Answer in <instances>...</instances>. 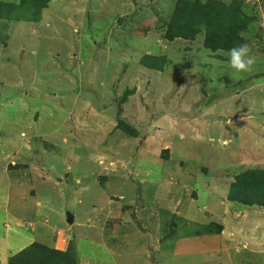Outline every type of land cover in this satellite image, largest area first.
<instances>
[{
    "label": "rangeland",
    "instance_id": "obj_1",
    "mask_svg": "<svg viewBox=\"0 0 264 264\" xmlns=\"http://www.w3.org/2000/svg\"><path fill=\"white\" fill-rule=\"evenodd\" d=\"M171 1L52 0L38 23L0 21V248L13 244L15 186L78 264H205L188 239L221 221L230 173L264 164V0H243L247 73L203 37L166 41ZM151 54L167 57L164 72L142 65ZM246 208L264 253V209Z\"/></svg>",
    "mask_w": 264,
    "mask_h": 264
},
{
    "label": "trees",
    "instance_id": "obj_2",
    "mask_svg": "<svg viewBox=\"0 0 264 264\" xmlns=\"http://www.w3.org/2000/svg\"><path fill=\"white\" fill-rule=\"evenodd\" d=\"M51 1L17 0L10 4L1 3L0 21L6 18L38 23L41 19V12L48 8ZM243 5V0H207L206 2L175 0L171 14L168 18L162 19L166 28L163 38L169 42L177 40L193 42L203 37L205 49L213 54L218 51L228 53L234 45L245 42L243 34L253 21L251 17L247 18L244 14ZM131 20L136 21L134 15ZM141 61L147 70L158 73L164 72L168 67L166 56L151 54L144 56ZM117 126L130 137L139 135L135 128L122 120H119ZM163 153L168 158L170 151L165 149ZM229 175L233 179L228 194L229 202L243 206L264 207V164ZM213 228L217 233L222 230L221 226L212 224L207 231ZM9 264H78V259L72 242L65 251L33 244L12 257Z\"/></svg>",
    "mask_w": 264,
    "mask_h": 264
},
{
    "label": "crops",
    "instance_id": "obj_3",
    "mask_svg": "<svg viewBox=\"0 0 264 264\" xmlns=\"http://www.w3.org/2000/svg\"><path fill=\"white\" fill-rule=\"evenodd\" d=\"M14 164L15 163L13 162L12 165ZM10 188L11 200L9 202V205L11 204V201L14 202L17 200V202H14L12 205H10L8 209L10 210V212H12L13 216H15L14 213H20L18 215L16 214L17 216L15 218L17 222L13 225V244H11V241L8 239V237L3 245L4 249L0 248V253L12 254L5 256L4 261L0 260V264H9V261L12 257L21 253L23 250L33 244H40L49 248H54L56 250L65 251L71 241L62 232V230L58 229L57 227H52V233L48 232L47 230L39 232V229H44L45 226L42 225L40 221L41 217L38 216L39 211L37 207L40 204L35 201L30 195L32 194V191L31 193H29L30 199L28 201L24 196L27 188H16L15 186ZM215 200L223 202L224 207H226V211L223 212L221 221L207 222V224L204 225L206 227H204L201 232H198L196 234V237L188 239V241H193V249L191 248V245H184V240H177L175 247L182 246L183 248H187L188 246H190L193 253H197V255L202 256L205 264H216L217 260L219 261L218 264H224V262H228L227 264H234L233 262H239V264H241V257L245 256H247L249 260L254 259V264H259L257 261H259L260 259L257 256H261L264 253L256 249L257 239L251 238V236L258 230L255 229V232L250 233L246 229V225L248 223L247 212L243 211L247 210L246 206H240L239 204L231 203L221 197ZM242 207H244L245 209H243ZM12 209H14V211ZM212 223L222 227L220 233H217L214 228L207 231L208 227L212 225ZM39 224L42 225L43 228H39ZM10 228L8 234L10 232ZM16 239L19 241H16ZM233 250H235L236 254L230 253ZM223 254L225 257L227 256V260L213 257L215 255L223 256ZM237 255L240 258L239 261H237ZM262 260H264V257H262Z\"/></svg>",
    "mask_w": 264,
    "mask_h": 264
},
{
    "label": "clouds",
    "instance_id": "obj_4",
    "mask_svg": "<svg viewBox=\"0 0 264 264\" xmlns=\"http://www.w3.org/2000/svg\"><path fill=\"white\" fill-rule=\"evenodd\" d=\"M261 22L264 23V19H262ZM227 55L230 66L238 73L252 71L253 66L256 63V57L253 55L252 47L248 42L234 45L228 50Z\"/></svg>",
    "mask_w": 264,
    "mask_h": 264
},
{
    "label": "water",
    "instance_id": "obj_5",
    "mask_svg": "<svg viewBox=\"0 0 264 264\" xmlns=\"http://www.w3.org/2000/svg\"><path fill=\"white\" fill-rule=\"evenodd\" d=\"M67 218H68L67 219L68 220V224L72 225L74 223V216L69 213Z\"/></svg>",
    "mask_w": 264,
    "mask_h": 264
}]
</instances>
